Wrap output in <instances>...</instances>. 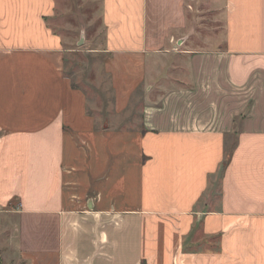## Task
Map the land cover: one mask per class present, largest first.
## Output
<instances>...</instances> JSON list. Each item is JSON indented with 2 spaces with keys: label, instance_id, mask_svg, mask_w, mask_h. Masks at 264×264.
I'll list each match as a JSON object with an SVG mask.
<instances>
[{
  "label": "crops",
  "instance_id": "crops-1",
  "mask_svg": "<svg viewBox=\"0 0 264 264\" xmlns=\"http://www.w3.org/2000/svg\"><path fill=\"white\" fill-rule=\"evenodd\" d=\"M100 4L113 117L66 73L58 0H0V262L264 264V0H210L199 48L184 0Z\"/></svg>",
  "mask_w": 264,
  "mask_h": 264
},
{
  "label": "rangeland",
  "instance_id": "rangeland-1",
  "mask_svg": "<svg viewBox=\"0 0 264 264\" xmlns=\"http://www.w3.org/2000/svg\"><path fill=\"white\" fill-rule=\"evenodd\" d=\"M184 1L186 5L183 15L188 27L181 29V35L187 34L189 45L199 48L202 46V36H216L220 30L216 20V10L211 8L210 0ZM58 2V14L51 18L50 26L64 36V45L67 49L66 73L70 80L85 92L90 113L113 117L116 114L113 106L115 95L110 85V75L104 65L106 53L101 51L104 26L100 0H58ZM136 98L135 96L133 99L135 104ZM124 115L138 118L139 109H135L133 114L129 111ZM114 118L111 122L114 127L130 126L134 123L132 120L126 122ZM233 142V138L228 140L227 152L230 151ZM0 264L5 263L0 262Z\"/></svg>",
  "mask_w": 264,
  "mask_h": 264
},
{
  "label": "trees",
  "instance_id": "trees-1",
  "mask_svg": "<svg viewBox=\"0 0 264 264\" xmlns=\"http://www.w3.org/2000/svg\"><path fill=\"white\" fill-rule=\"evenodd\" d=\"M226 162H227V159H226V161H225L224 165L226 164Z\"/></svg>",
  "mask_w": 264,
  "mask_h": 264
}]
</instances>
